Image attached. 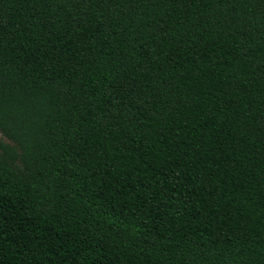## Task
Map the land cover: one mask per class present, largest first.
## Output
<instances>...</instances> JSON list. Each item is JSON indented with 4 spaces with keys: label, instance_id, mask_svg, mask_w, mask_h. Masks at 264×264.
<instances>
[{
    "label": "trees",
    "instance_id": "obj_1",
    "mask_svg": "<svg viewBox=\"0 0 264 264\" xmlns=\"http://www.w3.org/2000/svg\"><path fill=\"white\" fill-rule=\"evenodd\" d=\"M0 264H264V0H0Z\"/></svg>",
    "mask_w": 264,
    "mask_h": 264
},
{
    "label": "rangeland",
    "instance_id": "obj_2",
    "mask_svg": "<svg viewBox=\"0 0 264 264\" xmlns=\"http://www.w3.org/2000/svg\"><path fill=\"white\" fill-rule=\"evenodd\" d=\"M3 141H5V140L3 139Z\"/></svg>",
    "mask_w": 264,
    "mask_h": 264
}]
</instances>
